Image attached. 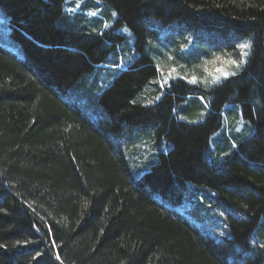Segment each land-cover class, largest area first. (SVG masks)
Listing matches in <instances>:
<instances>
[{
	"label": "trees",
	"instance_id": "obj_1",
	"mask_svg": "<svg viewBox=\"0 0 264 264\" xmlns=\"http://www.w3.org/2000/svg\"><path fill=\"white\" fill-rule=\"evenodd\" d=\"M97 1L0 0V264H264V0Z\"/></svg>",
	"mask_w": 264,
	"mask_h": 264
},
{
	"label": "rangeland",
	"instance_id": "obj_2",
	"mask_svg": "<svg viewBox=\"0 0 264 264\" xmlns=\"http://www.w3.org/2000/svg\"><path fill=\"white\" fill-rule=\"evenodd\" d=\"M94 3L99 4V2L97 0H94ZM78 8V7H76ZM92 15L93 16H96L98 13H99V10H93L91 11ZM124 31H127L126 28H122L120 29V32H124ZM11 31H10V26L8 25V20H7V16L3 13V11L0 9V44L7 47L8 49L12 50L13 52H15L16 54L18 55H21V51H20V48L18 46V44L12 40L11 38ZM196 40V38H195ZM191 41V40H190ZM218 41H223V39H218ZM224 42V41H223ZM239 44L241 43H247L249 44V47H250V43L248 41H240L238 42ZM237 44V42H236ZM237 44V45H239ZM224 45V44H223ZM236 45V50L239 51V54H240V49L237 47ZM248 47V49H249ZM240 59V58H239ZM211 60V64L209 65V70H211V73H206L205 76H209V78L211 77L213 79V76L214 77H219V78H225L221 75L220 72L217 71V69H222L223 71H227V67L226 65H228L227 61H229L227 59V57H222V56H218V55H215V56H212V58L210 59ZM120 64L123 66V61L120 60ZM119 64V65H120ZM105 69H111V67H108V66H103ZM230 73V72H229ZM172 76L171 74H169L167 77L164 78V80H161V82L159 83L160 85H164L165 83L167 84L168 81L171 79ZM170 77V78H169ZM203 80V79H202ZM220 80V79H219ZM219 80L217 81L216 79L213 81L210 80V83L211 84H216L217 82H219ZM162 88V87H161ZM183 213H185L186 217L191 220L192 222L194 221V216L193 214H191L190 212H187V211H184ZM217 228H220V232L216 233L217 237L221 238L222 236H224L223 234V227H222V222L221 224H217ZM219 234V235H218ZM222 235V236H221Z\"/></svg>",
	"mask_w": 264,
	"mask_h": 264
},
{
	"label": "snow or ice",
	"instance_id": "obj_3",
	"mask_svg": "<svg viewBox=\"0 0 264 264\" xmlns=\"http://www.w3.org/2000/svg\"><path fill=\"white\" fill-rule=\"evenodd\" d=\"M105 26H107V25H105ZM237 47L240 49V60H239V62H237L234 59H230L229 61H227V63L235 65L236 68H239L245 62L244 58L247 55L245 50L249 47V44L241 43V44L237 45ZM217 71L220 72L221 75L225 78L228 77L229 75H235V72L229 73L227 71H223L222 69H217ZM215 79L218 81L219 77H216ZM191 82L195 83L196 82L195 78H193V80Z\"/></svg>",
	"mask_w": 264,
	"mask_h": 264
}]
</instances>
